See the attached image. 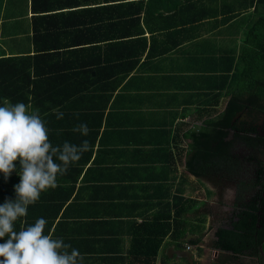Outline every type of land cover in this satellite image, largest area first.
Here are the masks:
<instances>
[{"label":"crops","instance_id":"1","mask_svg":"<svg viewBox=\"0 0 264 264\" xmlns=\"http://www.w3.org/2000/svg\"><path fill=\"white\" fill-rule=\"evenodd\" d=\"M146 1L117 10L118 3L114 0H0V56H32L36 45L42 48L41 54L48 52V57L41 60V68L46 70V77L52 84L47 89L38 88L37 94L76 96L79 98L75 104L77 109H85L92 103L86 96L110 94L112 97L106 110H112V114L119 111L115 120L123 127L118 131L122 133L121 137L107 139L104 146L99 142L94 145L92 161L98 158V154L104 156V161L99 159L94 167L90 164V167L82 168L70 200L62 205L58 216L52 220L55 238H63L65 243L78 249L83 257L81 264H133L132 242L136 229L161 212L159 202L163 188L175 196V190L183 187L189 189L185 196L191 197L192 183L199 182L187 171L186 153L185 157L178 156L175 148L171 150L173 144L167 146L158 138V144L150 147L138 137L132 143L127 133V125L134 118L138 126H143L146 121L149 125L162 123L175 127L179 122H185L191 129L197 125L202 127L200 122L194 124L191 118L198 109L190 91L192 88H182L188 83L185 74L190 56L180 49L166 57L156 56L162 47L169 45V40L161 37L162 34L155 35L157 37L152 40L151 31L144 27L176 26L170 15L171 9L167 10L170 3L161 7L156 5L158 0L155 6ZM158 7L162 16L152 14ZM140 29L147 39L146 48L138 63L125 76L121 68L127 69L131 60L127 56L130 44L124 42L128 40L129 32L138 34ZM95 46L105 49L109 55L107 62H111L114 69L121 67L106 76L109 85L106 90L110 91L89 85L95 78L94 72L76 74L88 70L98 59L94 60ZM150 53L153 56L147 58ZM225 104L222 99L218 110L223 112ZM35 107L38 108L36 104ZM44 107L41 102L39 108ZM135 112H146V115L135 116L132 114ZM154 114L160 115L159 118ZM104 123L105 116L97 140L101 139L103 131L117 132L111 129L112 126L103 128ZM79 141V138L73 139L74 143ZM183 143L184 147H190L188 153L191 157L192 140L185 139ZM199 184L202 195L198 197L196 211L191 209L185 218L191 222L204 219L205 230L199 245L200 254H197L196 247H190L189 252L193 254L195 264H219L215 246L208 245L210 239L214 240L216 229L217 191L204 183ZM64 189L69 188L65 185ZM197 237L187 234L179 245L165 239L155 264H188L185 259L177 258L175 252L186 251L189 242Z\"/></svg>","mask_w":264,"mask_h":264},{"label":"trees","instance_id":"2","mask_svg":"<svg viewBox=\"0 0 264 264\" xmlns=\"http://www.w3.org/2000/svg\"><path fill=\"white\" fill-rule=\"evenodd\" d=\"M143 1L145 0H138V2L137 0H114V3H118L117 10H125V7L130 8V5L142 4ZM146 3L155 6L156 0H147ZM169 3L170 7L167 10L171 9L170 15L176 21V26H155V29H150L149 26L144 27L151 31L152 40L159 34L169 40V45L162 47L155 54L156 56L166 57L178 49L190 56L187 63L189 69L185 74L188 83L182 88H192L190 91L196 99L198 109L194 111L191 118L194 124L200 122L202 127L197 125L191 129L185 122H179L175 127L162 123L149 125L150 123L146 121L143 126H138L135 124V118L130 119V114H127L132 120L129 126L127 125V133L132 143H135V138L138 137L150 147L158 144V138H161L162 141L159 142L162 144L167 146L169 143L173 144L171 150L175 148L178 156H184L186 153L187 171L196 179H201L206 176L207 166L210 165L207 156L211 154L204 153L209 151L204 143H208V147L215 145L222 135V124H228L240 102L248 100L247 102L252 101L257 104L264 103V0H158L156 5L162 7ZM155 13L162 16L159 7L152 11L153 15ZM131 27L135 26H129ZM127 37L128 40L124 43L130 44V53L127 52V56L131 60L129 65L127 64V69L124 66L114 69L112 63L107 62L109 55L106 54L105 49L95 46L94 60L98 59L93 61L92 67L88 70L76 74L86 75L94 72L95 78L89 85H97L105 91H110L106 90L109 86L106 76L120 68L126 76L138 63L146 48L147 39L141 29L138 34L129 32ZM138 46L142 47L135 52ZM34 49L32 56H0V106H4L5 103L23 102L29 106L30 111L38 109L49 129V139L54 146L62 144L61 140L73 142L75 138H79V143L87 139L91 145L90 150L84 153L78 162L70 165L66 174H58L57 187L41 193L43 195L40 199L28 207V215L16 222V230H19L42 217L47 221L45 234L51 233L56 237L53 233L52 220L56 219L62 205L70 200L82 168H88L90 164L94 167L96 161L104 159V156L99 157L100 154H98V158L92 161L94 145L99 142L101 146H104L107 144V139L118 135L121 137L122 133L118 131L123 127H120L115 120L119 116V111L112 114V110H106L112 97L110 94L86 96L92 100V103L85 106V109L75 107L79 98L76 99L73 95L37 94L38 88L47 89L52 83L46 77L47 73L44 72L46 70L41 68V60L45 56L48 57V52L41 54L43 50L38 45ZM150 55L151 53L147 58L153 56ZM180 71L184 72V69ZM222 99L226 103L223 112L218 110ZM41 102L45 106L43 109L39 108ZM57 111L64 113L60 120L56 119ZM105 111L106 115H104ZM132 114L140 116L142 113ZM149 114L152 115V112ZM145 115L146 112L142 114L143 117ZM154 115L158 118L160 116ZM77 116L81 119V123H86L90 129L87 137L72 131V128L80 123ZM104 116L103 128L112 126L111 129L117 132L103 131L101 139L97 140ZM185 139L192 140L191 157L188 153L190 147L188 145L187 148L184 147ZM171 152H168L170 156ZM15 163L18 168L19 162ZM86 177L81 183L85 184ZM19 180V176L13 172L5 182L3 174L0 173V204L4 202L5 197L15 198L13 185L18 184ZM65 185L69 189H64ZM199 186V182L192 183L191 197L185 196V192L189 189L185 190L183 187L175 190V196L170 194L166 187L163 188L159 202L161 212L138 225L136 229L132 242L133 264H155L158 250L165 239L169 238L179 245L187 234L198 236L191 240L189 245L196 247L197 254H200L199 245L205 230V221L199 218L191 222L185 218L191 209L196 211L198 197L202 195ZM79 188L81 193L82 186ZM56 201L61 202L55 204ZM169 201H171L170 204ZM67 206L68 209L71 208L70 204ZM60 215L62 216V213ZM217 236L218 232H215V238ZM2 242L4 241L0 240V243ZM217 245L218 242L215 241L214 246L217 247Z\"/></svg>","mask_w":264,"mask_h":264},{"label":"clouds","instance_id":"3","mask_svg":"<svg viewBox=\"0 0 264 264\" xmlns=\"http://www.w3.org/2000/svg\"><path fill=\"white\" fill-rule=\"evenodd\" d=\"M63 116V112H56L57 120ZM72 131L87 137L90 129L86 123H79ZM90 147L87 139L79 144L65 140L54 146L38 109L29 111L23 102L0 106V173L5 182L13 172L20 178L13 185L15 198L5 197L0 204V240L4 241L0 243V264H81L78 249L63 238L45 234L44 218L19 230L15 225L28 215V207L41 193L57 187L58 174H66Z\"/></svg>","mask_w":264,"mask_h":264},{"label":"flooded vegetation","instance_id":"4","mask_svg":"<svg viewBox=\"0 0 264 264\" xmlns=\"http://www.w3.org/2000/svg\"><path fill=\"white\" fill-rule=\"evenodd\" d=\"M247 101L222 124L215 145L204 143L210 165L198 181L217 191L216 229L208 245L218 242L219 264H264V103Z\"/></svg>","mask_w":264,"mask_h":264},{"label":"water","instance_id":"5","mask_svg":"<svg viewBox=\"0 0 264 264\" xmlns=\"http://www.w3.org/2000/svg\"><path fill=\"white\" fill-rule=\"evenodd\" d=\"M175 255L177 258L185 259L188 262V264H195L193 259V254L189 252V250L175 252Z\"/></svg>","mask_w":264,"mask_h":264},{"label":"built area","instance_id":"6","mask_svg":"<svg viewBox=\"0 0 264 264\" xmlns=\"http://www.w3.org/2000/svg\"><path fill=\"white\" fill-rule=\"evenodd\" d=\"M188 250H190V247H187Z\"/></svg>","mask_w":264,"mask_h":264}]
</instances>
